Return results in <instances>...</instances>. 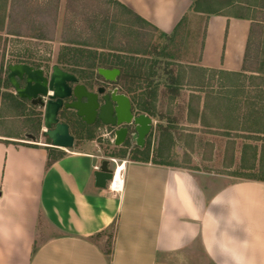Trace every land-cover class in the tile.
Segmentation results:
<instances>
[{"label": "crops", "instance_id": "crops-1", "mask_svg": "<svg viewBox=\"0 0 264 264\" xmlns=\"http://www.w3.org/2000/svg\"><path fill=\"white\" fill-rule=\"evenodd\" d=\"M117 1L167 36L191 5ZM249 25L205 18L198 59L188 65L204 75L238 73ZM182 127L184 120L175 125ZM152 135L155 127L137 151L148 150V162L116 159L124 183L112 194L94 185L102 154L97 145L94 153L85 149L91 141L58 149L66 156L47 168L46 140L0 134V264H264V182L229 176L232 167L224 174L164 161L172 155L163 144L149 149Z\"/></svg>", "mask_w": 264, "mask_h": 264}, {"label": "trees", "instance_id": "trees-1", "mask_svg": "<svg viewBox=\"0 0 264 264\" xmlns=\"http://www.w3.org/2000/svg\"><path fill=\"white\" fill-rule=\"evenodd\" d=\"M190 1L189 10L194 15L206 18L227 16L212 9L214 0ZM58 4L59 0H0V32H5L12 43L49 41L48 27L54 23ZM224 7L236 11L234 16L228 17L250 23L241 69L238 73L203 70L218 76L217 83H214L201 76L202 79L197 81L195 71L200 69L188 66L190 82L187 79L185 85L192 89L187 95L181 90L184 85L181 84L179 64L173 62L171 56L160 54L150 44L154 32L162 37L167 35L159 33L117 0H65L62 20L64 44L55 55L54 63L79 77L88 72L92 74L96 68H118V84L131 98L136 112L146 114L156 122L155 135L158 139L167 136L168 139H175V143L179 142L177 138L184 140L193 131L214 135L217 140L205 141L206 145L214 150V143H222L223 149L219 148L215 156L220 158L225 168L231 169L233 162H237L234 172H241L229 176L264 182V0H225ZM187 19V14L180 19L171 37ZM137 56L141 58L136 59ZM145 57L150 58L144 60ZM11 58L14 61H7L9 64L34 68H47L49 64V56L42 59L25 46L11 52ZM165 59L170 61L162 62ZM135 60L137 64H134ZM6 74L4 57L0 56V107L12 118L25 119V133L37 136L40 117L29 113L26 100L14 95ZM136 82H141L143 93L138 94L133 87ZM158 96L159 104L167 100L177 103L178 112L170 115L157 111ZM33 115H37V119L32 125L29 116ZM185 119L188 125L198 124L200 128L176 131L175 125ZM20 140L28 141L24 138ZM91 140L90 136L86 141ZM46 141L45 144L49 145ZM45 149L48 152L47 168L66 156L56 148ZM147 151L129 156L123 152L110 157L146 163L149 161ZM35 248L34 245L32 253Z\"/></svg>", "mask_w": 264, "mask_h": 264}, {"label": "rangeland", "instance_id": "rangeland-1", "mask_svg": "<svg viewBox=\"0 0 264 264\" xmlns=\"http://www.w3.org/2000/svg\"><path fill=\"white\" fill-rule=\"evenodd\" d=\"M227 1V0H226ZM213 3V10H217L218 12L223 13L227 16H234L235 10L233 8H227L224 7L225 0H214ZM64 4L65 0H59L58 9L56 12L54 23L48 27L49 29V41L45 42H39L34 40H25L22 43H12L10 38L6 36L5 32H0V56L4 57V63L5 67L9 64L7 61H14L11 58V52L14 53L16 49H19L20 47H26L28 50L35 53V55H38L42 59L49 56V64L47 68H44L46 71L50 68V66L55 62V55L57 54L58 50L63 46V34H62V20L64 16ZM188 19L185 21L183 26H181L178 31L175 33V36L171 37L172 35H168L166 37L160 36L158 33L154 32L151 35V46H155L156 50L161 53L166 54L167 56H171L173 59V62L179 64L180 70H181V79L183 81L184 86L181 87V90L185 92V94H188V90L192 89L191 87L185 85L187 82V79L190 82V79L188 78L191 73L188 68V64L196 63V60L199 56L200 51V44L201 39H203L204 35V24H205V18L204 15H194L192 13L187 14ZM172 38V39H171ZM27 43V44H26ZM164 48V49H163ZM141 58V57H136ZM148 60L150 57H145ZM141 60V59H139ZM151 60V59H150ZM168 62L169 59H165L162 62ZM134 64H137V61L135 60ZM242 65V64H241ZM195 71V70H194ZM197 74V81L202 78H206L209 80H212L214 83H217V77L213 75L212 73H208L204 75L203 73H200L198 71H195ZM7 76V74H6ZM200 76L202 78H200ZM205 81V80H204ZM133 87L137 89V91L140 93H143V88L141 82H136L133 84ZM10 89H12L10 87ZM12 91V90H11ZM13 92V91H12ZM160 97L158 96L156 98V110L162 112L163 114H174L178 111L177 103H173L169 100L167 102H163V104H159ZM28 104L29 102L26 101ZM27 108L29 110V113L37 114L40 117V126L38 129V133L36 137H39V141L44 143L45 139L41 138V129H42V111H40L38 108L28 105ZM176 104V105H175ZM31 106V107H30ZM226 109L227 108H223ZM183 117H186V114L183 113ZM37 115H33L30 117V120H32L31 124L33 125V120L37 119ZM180 119V118H179ZM221 119V118H220ZM25 119H19V118H12L9 116V113H6L4 111V108L0 107V134H8L15 138H25V135L28 133H25L27 130V125L24 122ZM179 122H182L179 120ZM185 124L188 127H182L180 129L182 130H188L190 125L187 124L185 119ZM156 122H153V126L155 127ZM153 127V128H154ZM153 128L151 130V133L153 131ZM180 131V130H179ZM178 131V132H179ZM157 135V134H156ZM156 135H152L150 138V145L148 146L149 149H152L153 152L157 153L160 149V145H165V148L168 150V154L172 155L171 157L164 158V161H168L176 166L181 167H187L189 169H199V170H206V171H212L217 173H228L225 171V167L222 166V163H220V158L215 156V152L222 148V143H214V150H211V146L206 145L205 141L213 142L214 140H217L215 136L210 134H203L200 131L191 132L188 135L184 137V148L185 151H183L180 147H173L172 141L175 139L170 138L168 141H159L158 137ZM191 135V136H190ZM193 135V136H192ZM179 141L182 138H177ZM177 140V141H178ZM23 141V140H22ZM24 142V141H23ZM30 142V141H28ZM171 142V143H170ZM21 142H16L15 144H20ZM81 142H77L73 146H78ZM176 143V141H175ZM90 145L85 147V149L89 152L94 153V147L97 145L101 149V154L103 158H112L111 155H118L122 154L124 151L117 152L116 149H112L110 142H99L97 140L91 141L89 143ZM260 144V143H258ZM176 145V144H175ZM224 147V145H223ZM223 149V148H222ZM64 152V151H63ZM184 152V153H183ZM238 155V153H236ZM235 154V157H236ZM193 159H192V158ZM237 158V157H236ZM114 159V158H113ZM237 162H233L232 168H234ZM110 167L113 168L114 165L110 163ZM235 167V168H236ZM234 170V169H233ZM240 171V170H239Z\"/></svg>", "mask_w": 264, "mask_h": 264}, {"label": "water", "instance_id": "water-1", "mask_svg": "<svg viewBox=\"0 0 264 264\" xmlns=\"http://www.w3.org/2000/svg\"><path fill=\"white\" fill-rule=\"evenodd\" d=\"M7 80L17 98L28 101L33 106L43 109L41 138L48 140V147L69 150L73 147V137L69 134L66 124L58 122L59 109H71L77 116L90 124L98 109L96 96L86 93L82 85L77 84V78L64 72L57 65H52L45 73L42 69H35L24 64H9L6 67ZM98 74L105 80L113 82L119 74L118 70L98 69ZM18 81H23L20 87ZM73 98L71 103L62 104L65 99ZM85 103H81V99ZM109 120L104 124L120 127L114 130L112 145L121 147L126 139L129 144L143 149L145 140L153 128V120L146 114L133 113L128 98L117 95L116 90L110 93L108 99ZM99 117L103 119V109L99 108ZM132 130V131H131ZM25 138L36 144L39 137L26 134ZM112 169L107 158L101 159L93 172L94 185L99 189H106L111 180Z\"/></svg>", "mask_w": 264, "mask_h": 264}, {"label": "flooded vegetation", "instance_id": "flooded-vegetation-1", "mask_svg": "<svg viewBox=\"0 0 264 264\" xmlns=\"http://www.w3.org/2000/svg\"><path fill=\"white\" fill-rule=\"evenodd\" d=\"M52 65H56V64L53 63ZM35 69H42L44 70L45 73L47 72L43 67L35 68ZM98 69L99 68H96L94 71H92V74L89 72L85 73L83 77H79L74 74L73 75L77 78V84L82 85L86 93L96 96V103H97L98 109L99 108L103 109V112H102L103 119L99 117L100 112L98 111V109L96 110V115L90 124H87L85 121H83L82 118L77 116L76 111L71 110V109L61 108L59 109L58 114H57L58 122L66 124L68 126L69 134L73 137L74 145L76 144V141L84 142L90 136L92 137L91 141L97 140L99 142H110L111 143L114 130L120 127L116 128V127H111L109 125H106L104 124L103 120L110 119V117H108V104L107 103H108L110 93L113 90H116L117 95H124L125 97H127L130 103L132 112L134 114L136 113V110L134 109L132 105L131 98L124 92L122 87L117 82L118 76L120 75V70L118 68H102V69H107V70H112V69L118 70L119 74L116 76L113 82H110V81H105L98 74ZM18 83L20 87L24 86L23 81H18ZM11 90L13 91V89ZM73 101H74L73 98L65 99L62 104L64 105L66 103H71ZM81 103H85V99L82 98ZM34 107L38 108L43 113V109L41 107L39 106H34ZM147 140L148 139L146 138L145 145H146ZM111 147L112 149H116L117 152L124 151L126 154L131 153V155L137 153V151L140 150L138 147H135V146L132 147V145L129 144L128 139L124 141L121 147H114L112 143H111Z\"/></svg>", "mask_w": 264, "mask_h": 264}, {"label": "built area", "instance_id": "built-area-1", "mask_svg": "<svg viewBox=\"0 0 264 264\" xmlns=\"http://www.w3.org/2000/svg\"><path fill=\"white\" fill-rule=\"evenodd\" d=\"M102 159H104L102 157ZM110 163L114 165L112 169V177L111 180L107 183L106 189L112 194H120L123 189L124 183V171L123 169L118 170L117 165L122 163H117L116 159L107 158Z\"/></svg>", "mask_w": 264, "mask_h": 264}, {"label": "bare ground", "instance_id": "bare-ground-1", "mask_svg": "<svg viewBox=\"0 0 264 264\" xmlns=\"http://www.w3.org/2000/svg\"><path fill=\"white\" fill-rule=\"evenodd\" d=\"M124 165L122 164H118L117 167H118V170H121L123 168Z\"/></svg>", "mask_w": 264, "mask_h": 264}]
</instances>
